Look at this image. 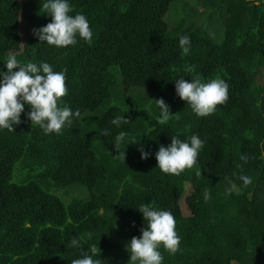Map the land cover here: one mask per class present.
Instances as JSON below:
<instances>
[{"label": "trees", "instance_id": "1", "mask_svg": "<svg viewBox=\"0 0 264 264\" xmlns=\"http://www.w3.org/2000/svg\"><path fill=\"white\" fill-rule=\"evenodd\" d=\"M197 1L204 10L188 0H70L72 14L88 18L93 41L78 38L57 48L33 34L51 22L40 11L41 0H0V68L7 71L11 53L22 63L67 68L68 91L59 106L80 111L71 126L42 139L50 152L61 151L59 164L23 184L14 181V171L36 130L24 113L15 131L0 130V264H71L91 245L80 224L99 209L116 247L114 255L100 256L103 264H128L125 245L144 226L140 204L168 210L176 220L180 251L170 255L161 245L162 264H264V84L258 82L264 71V0ZM185 33L191 37L186 56L178 44ZM195 75L229 85L228 99L206 117H197L176 95L173 80ZM160 98L173 114L165 125L156 122L153 99ZM117 116L129 123L117 128L111 124ZM121 130L138 143L120 145L125 159L116 157L114 145ZM193 134L205 142L193 169L170 175L156 168L161 144H170L172 135L185 140ZM139 147L151 153L147 160ZM241 176L251 182L244 186ZM98 182L107 187L103 203L90 191ZM79 186L89 198L72 197L66 204L60 194L69 196ZM74 236L79 249L67 247Z\"/></svg>", "mask_w": 264, "mask_h": 264}, {"label": "clouds", "instance_id": "2", "mask_svg": "<svg viewBox=\"0 0 264 264\" xmlns=\"http://www.w3.org/2000/svg\"><path fill=\"white\" fill-rule=\"evenodd\" d=\"M40 11L51 17V22L33 29V34L40 43L57 48H67L75 45L77 39L91 44L93 31L90 28L88 18L81 12H76L70 0H41ZM181 55H188L191 48V37L182 34L179 37ZM4 65L7 71L0 68V130L15 131L14 125L22 123L21 114L24 113L31 126L39 127L43 134H60L63 128L71 126L74 118L80 117V111L68 106L60 107L61 98L67 94L66 74L67 68L60 71L54 70V66L46 61L36 62L28 60L22 63L15 53L7 56ZM14 69H18L15 70ZM186 71L191 72L192 67ZM175 82L176 95L190 106L197 117H206L216 111L218 105L228 99L229 85L221 78L202 80L198 75L191 76L188 81L184 76L173 80ZM155 107L159 110L156 122L165 125L172 117L170 106L163 98L153 99ZM30 111L25 112V106ZM124 117H114L111 124L120 128L121 124H128ZM104 130V135L108 136ZM148 135V134H145ZM123 143L138 144L127 139V133L119 131L114 139V145L118 150ZM204 141L198 134L191 135L182 140L178 135L171 136V143L167 146L161 144L155 153L157 166L162 173L179 175L185 169H193L197 164V157L204 147ZM141 158L147 160L151 153L139 147ZM116 157L125 159V151L118 150ZM243 158V157H242ZM196 176L201 175L200 169H195ZM240 179L244 186L251 182L247 176ZM234 185L227 191L230 193ZM203 198L208 200L211 194L207 189L202 191ZM138 210L142 213L144 226L141 235L134 236L125 245L130 254L128 264H162L163 255L160 252L161 245L170 254L180 251L181 238L176 231L174 215L165 209L150 205L140 204ZM67 247L81 248V240L73 237ZM71 264H103L100 255L97 254V246L90 245L82 251L79 258L71 260Z\"/></svg>", "mask_w": 264, "mask_h": 264}, {"label": "rangeland", "instance_id": "3", "mask_svg": "<svg viewBox=\"0 0 264 264\" xmlns=\"http://www.w3.org/2000/svg\"><path fill=\"white\" fill-rule=\"evenodd\" d=\"M22 5L26 0H18ZM189 4L196 7L198 10H204V7L200 5L197 0H188ZM201 21V20H200ZM204 21V20H203ZM212 21V20H211ZM211 21H208L207 18L205 19L206 27L209 26L210 31H214V27L211 26ZM202 22V21H201ZM209 25H208V24ZM175 22H170V27L174 26ZM20 34L23 37L26 36L27 31L24 30L22 27V23L20 24ZM24 41V40H23ZM258 82L264 84V71L262 75L258 78ZM102 110V109H101ZM107 114V113H106ZM107 117V115L105 116ZM36 130V134L33 135L35 137L34 140L29 142L28 144V154L23 158V160L17 165L14 171V181L18 183H27L33 179L35 174L38 172L49 169L55 168L54 166L59 164L60 162V152L55 150L49 151V149L42 144V139L45 134H43L42 130L39 127H34ZM40 132V134L37 132ZM42 132V133H41ZM42 137V138H41ZM25 166V167H24ZM98 188L90 190L91 194L95 197L96 201L102 202L100 197L102 196L101 191L106 189L107 187H103V185L98 182ZM103 187V188H102ZM79 188L80 191H76ZM73 193L68 195L60 194L62 200L67 204L72 200V197H77L79 199H84L86 197L89 198L90 193L84 187H77L73 189ZM89 191V192H90ZM116 200L114 201V203ZM103 203V202H102ZM103 209H99L95 212H92L88 215L86 221H83L80 224V227L86 229V237L84 241L90 243L91 245L97 246V254L100 256L105 257L107 254L114 255V249L116 248L114 245H111L110 241H112V227L108 224L104 223L103 219H101L100 214L102 213ZM184 213H188L187 210L184 208ZM86 239V240H85Z\"/></svg>", "mask_w": 264, "mask_h": 264}, {"label": "bare ground", "instance_id": "4", "mask_svg": "<svg viewBox=\"0 0 264 264\" xmlns=\"http://www.w3.org/2000/svg\"><path fill=\"white\" fill-rule=\"evenodd\" d=\"M25 167V166H24ZM175 194V193H174Z\"/></svg>", "mask_w": 264, "mask_h": 264}]
</instances>
